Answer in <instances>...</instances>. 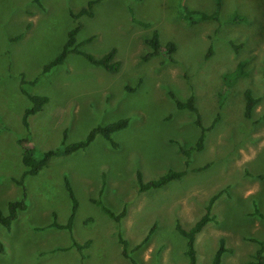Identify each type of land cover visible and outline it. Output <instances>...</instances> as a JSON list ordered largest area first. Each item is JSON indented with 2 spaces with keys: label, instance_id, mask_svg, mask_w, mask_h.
<instances>
[{
  "label": "rangeland",
  "instance_id": "obj_1",
  "mask_svg": "<svg viewBox=\"0 0 264 264\" xmlns=\"http://www.w3.org/2000/svg\"><path fill=\"white\" fill-rule=\"evenodd\" d=\"M88 1L0 0V210L26 203L0 227V264H188L176 223L191 227L213 197L214 219L195 241L197 263L211 264L224 238L230 250L221 264H244L264 242V218L252 214L264 213V0H96L91 15L75 18ZM183 7L217 9L218 19L191 23ZM76 25L77 48L97 58L115 48L118 71L71 52L43 72ZM154 30L162 44H175L173 60L149 55ZM245 89L257 99L249 117ZM170 93L193 95L203 126L213 124L187 164L182 150L201 129ZM28 94L48 101L25 125ZM122 118L127 125L111 135L116 146L96 134L86 148L23 176L20 139L40 156ZM169 170L185 174L139 191L138 174L148 181ZM65 181L77 200L70 229L51 225L71 213ZM102 206L126 213L117 222Z\"/></svg>",
  "mask_w": 264,
  "mask_h": 264
},
{
  "label": "trees",
  "instance_id": "obj_2",
  "mask_svg": "<svg viewBox=\"0 0 264 264\" xmlns=\"http://www.w3.org/2000/svg\"><path fill=\"white\" fill-rule=\"evenodd\" d=\"M96 0H89L87 3V8L81 9L79 12L73 14L75 18L79 17L82 14H88L91 15L90 8L94 4ZM183 14L184 17L190 21L191 23H198L202 21H208V20H217L218 16V10L216 9L213 13H207L204 11H197V10H189L185 7H183ZM233 22L239 21L238 16H234L232 18ZM79 30V25L74 26L71 28L67 33V39L65 43L62 46V49L60 53L51 60L48 64L43 66V72L49 71L53 66H56L64 61L68 53L75 52L78 54H82L85 56L89 62H91L94 65L101 66L105 68L108 71L116 72L120 68L119 59L116 57V49L112 48L109 51H107L105 54H103L101 57H94L90 54L84 53L81 50L77 48L75 45L76 38L75 35ZM91 40L88 38L86 41ZM146 43L151 48V53L149 55H157L159 53H162L167 57V59L173 60L172 54L175 52V44L173 42H167L166 44H162L159 39V35L157 31L152 32V36L146 39ZM236 73H239L237 71ZM171 94V97L174 99V102L179 109H188L191 112L195 113V119L194 123L201 129V133L196 140V142L189 148L183 149L182 152L185 154V163L187 164L189 162V156L192 151L194 150H201L204 146L205 141V133L209 131L213 124L210 126H203L201 115L198 111V108L195 105V99L193 95H190L186 100H180L176 98L174 95ZM29 100L31 101V106L27 108L24 112L23 116V122L25 125H27V117L31 114L36 113L39 111L42 106L48 101V98L44 95H35V94H28L27 95ZM245 96V115L251 116V112L257 103V99L254 98L251 94L250 89H245L244 91ZM127 125V119L122 118L119 120H116L114 122L97 126L93 128L87 137L84 140L74 142L72 144H66L63 145L61 148L58 149H50L45 151L40 156H34L32 154L31 148L28 147L29 144H27V139H20L19 142H21L23 145L25 144L26 149L24 150L22 154V163L25 166V171L23 173L24 175L27 174H37L44 166L47 165L49 160L57 155L61 154H69L71 152H74L79 149L86 148L88 144L94 139L96 134H101L105 138H107L113 145L116 146V143L112 141L111 135L112 133L124 128ZM30 146V145H29ZM185 174V170L177 171V170H169L165 172L163 175L156 179H151L148 181H143L140 174H138V187L140 192H144L149 189L153 188H160L165 186L168 182L171 180L179 179ZM259 178L264 179V173L258 175ZM20 184L23 183V178L19 181ZM66 188L69 194V197L72 202L71 207V213L69 215V219L66 224H59L58 222L54 221L51 225L57 228H65L70 229V223L74 217L75 210L77 208V200L74 195V192L72 190V187L68 181H65ZM215 197H213L208 205L205 208V212L195 221V223L189 227L185 228L182 226L180 222L176 223V229L177 231L186 239V251L185 254L188 259V264H198L197 263V251L195 246V241L197 235L203 230L205 225L214 219V216L211 214L212 205L214 202ZM26 208V203L24 199L11 201L8 203V213L3 214L0 210V227L1 226H7L9 227L12 220L16 218L18 211L23 210ZM104 212L114 219L115 221L119 222L126 213V208L124 207L121 212L118 214H115L108 208L102 206ZM252 214L258 215L259 217L264 218V213L255 211ZM153 227L150 229L149 233L147 234L146 238L143 240L145 242L148 238L150 233L152 232ZM120 241L123 245V255L125 257H129V253L127 251V241L124 240L122 237L120 238ZM88 242H85L84 245H80L77 242H74L73 245L76 246L78 249L82 248V246H87ZM260 247L256 251L254 255L251 256L249 260H247L244 264H264V242H259ZM0 249H2V245L0 243ZM226 247L224 238H220L219 240V246L217 250L214 253V256L212 258L211 264H221L222 254L226 251H229ZM132 260V259H131ZM133 264H136L134 260H132Z\"/></svg>",
  "mask_w": 264,
  "mask_h": 264
}]
</instances>
